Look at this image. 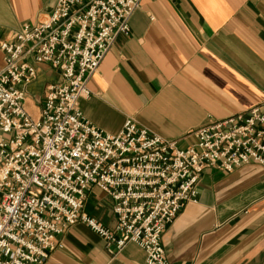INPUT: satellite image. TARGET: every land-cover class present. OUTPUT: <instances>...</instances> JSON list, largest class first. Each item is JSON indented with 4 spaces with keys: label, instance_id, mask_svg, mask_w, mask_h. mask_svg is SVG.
Here are the masks:
<instances>
[{
    "label": "built area",
    "instance_id": "2783aa9c",
    "mask_svg": "<svg viewBox=\"0 0 264 264\" xmlns=\"http://www.w3.org/2000/svg\"><path fill=\"white\" fill-rule=\"evenodd\" d=\"M140 0H55L34 23L0 41V264H43L69 226L83 223L108 251L133 242L145 264H167L160 238L202 168L264 164V90L247 109L192 130L184 148L126 117L114 134L92 126L77 101L87 79ZM40 64L59 79L44 85L37 117L24 108ZM91 187L111 201L112 228L81 212Z\"/></svg>",
    "mask_w": 264,
    "mask_h": 264
},
{
    "label": "crops",
    "instance_id": "0c3cea01",
    "mask_svg": "<svg viewBox=\"0 0 264 264\" xmlns=\"http://www.w3.org/2000/svg\"><path fill=\"white\" fill-rule=\"evenodd\" d=\"M55 0H0V41L47 14ZM3 55L0 49V69ZM40 64L26 87L37 117L44 85L58 80ZM83 117L114 134L126 117L184 148L191 132L257 103L264 90V0H140L87 79ZM30 102L35 112L25 106ZM196 201L181 205L163 229L167 264H264V164L230 171L206 166ZM81 212L112 228L109 197L91 187ZM43 264H145L133 242L108 251L83 223L69 226Z\"/></svg>",
    "mask_w": 264,
    "mask_h": 264
},
{
    "label": "rangeland",
    "instance_id": "374dc122",
    "mask_svg": "<svg viewBox=\"0 0 264 264\" xmlns=\"http://www.w3.org/2000/svg\"><path fill=\"white\" fill-rule=\"evenodd\" d=\"M25 106L27 107L28 111L32 114L35 112L34 108L31 106L30 102L25 101ZM30 115V114H29Z\"/></svg>",
    "mask_w": 264,
    "mask_h": 264
}]
</instances>
